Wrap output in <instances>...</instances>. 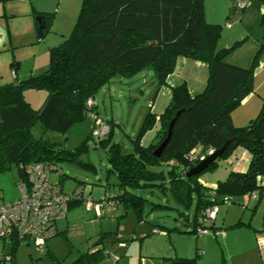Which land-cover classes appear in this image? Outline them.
Listing matches in <instances>:
<instances>
[{
    "label": "trees",
    "instance_id": "1",
    "mask_svg": "<svg viewBox=\"0 0 264 264\" xmlns=\"http://www.w3.org/2000/svg\"><path fill=\"white\" fill-rule=\"evenodd\" d=\"M260 1L264 4V0ZM35 13L41 19L38 27L44 25L41 30L45 36L51 29L53 15L36 9ZM260 23L264 26V11ZM221 29L220 24L207 21L204 0H82L72 33L50 48L48 69L19 79V61H14L15 80L0 85V172L15 165L21 175L20 163L51 161L56 164V159H72L76 151L34 138L32 125L42 119L50 129L66 130L71 123L89 117L87 99L95 98L100 87L115 75L132 76L151 68L162 86L173 72L177 58L184 56L207 62L209 77L204 90L192 94L186 83L173 86L170 103L159 119L152 111L146 114L132 152L123 151L119 143L111 140L113 126L110 134L100 140L109 143V160L118 178L111 191L116 193V201L119 206L133 207L142 219L147 201L130 193L129 186L142 182L146 185L159 177L160 186L187 207L197 192V205L190 222V232L197 234L199 227H206L201 221L202 212L212 203V198L220 205L226 203V196L231 197L232 203L236 196L264 191V101L258 115L247 125L236 126L232 119V112L254 91V72L264 42L252 64L244 67L227 59L242 41L217 49ZM29 87L48 91V105L41 115L25 98L24 91ZM179 110L182 112L174 124L170 142L160 156L155 155L154 150L166 138L170 122ZM157 119L161 124L157 142L142 145V135L153 128ZM231 137L233 140L222 157L200 174L187 176L192 167L210 155V149L221 148ZM240 146L251 156L247 169H233L225 180L206 187L201 181L203 174L214 171L221 159ZM195 148L198 152L191 156ZM171 160L174 162L170 163ZM163 163L171 166L168 178L163 172L151 170L152 165ZM108 236L104 233L99 242ZM13 243L11 251L3 256L5 260L8 255L15 258L20 242L13 240ZM196 254L195 257H162V264H197L199 250ZM104 256L96 248L82 252L71 262L53 254L51 259L52 264H98Z\"/></svg>",
    "mask_w": 264,
    "mask_h": 264
},
{
    "label": "rangeland",
    "instance_id": "2",
    "mask_svg": "<svg viewBox=\"0 0 264 264\" xmlns=\"http://www.w3.org/2000/svg\"><path fill=\"white\" fill-rule=\"evenodd\" d=\"M261 3L260 0H248V7L243 9L239 0H204L207 21L222 26L217 49L234 45L235 39H239L237 37L245 35V30L264 29L260 24L258 9ZM26 7L33 13L36 9L48 15L52 14L53 23L45 36L39 39L37 30L34 31V38L33 35H22L24 22L16 30L17 22L14 21L13 30L20 36L18 46L14 49L15 60L20 62L17 74L19 79L28 78L31 74L39 75L48 69L50 48L70 36L77 23L82 0H0V17L6 19L5 13L12 17L13 12L19 13ZM23 18L25 17H20V20ZM254 35L256 37L258 32ZM245 42L246 40L241 46L233 48L228 58L235 59V54L248 51L252 40ZM141 72L132 76L117 74L95 94L99 116L113 126L112 141L119 143L125 152L134 151V139L148 110L151 108L152 111H159L156 110L158 105L154 101L159 86L155 74L149 69L146 73ZM148 72L150 76L143 75ZM24 94L38 112L48 98V91L41 88H26ZM153 104L156 105L155 108ZM93 125L94 120L89 116L71 123L66 130H55L46 127L44 121L38 119L32 125L31 133L34 138L47 140L57 148L76 151L77 154L72 159H56L58 171L65 174L62 187L67 193L82 187L84 195L99 200L107 192L114 190L118 178L109 160V143H102L92 135ZM144 135L145 133L142 137ZM231 155L221 159L219 166L208 173L218 174L223 166H229L227 161L233 156ZM170 168L167 163L151 166L152 171L163 172L166 178ZM12 169L16 173L18 168L13 165ZM9 171L11 170L6 172ZM58 171L52 172L53 180L59 178ZM160 182L161 179L157 177L146 185L142 182L138 186L128 187L130 193L147 201L142 219L133 207L126 208L123 205L105 216L98 217L87 209L85 201H76L68 215L58 220L60 232L49 238L44 252L39 251L35 243L23 241L17 245L14 259H2L0 264H52V254L60 260L71 262L82 252L96 248L105 254L98 264H162V257L194 255L197 245L207 249V246L205 248L200 244L208 241L210 248L216 251V255L212 254L216 258L221 257L222 245L217 242L215 229L211 228L208 236H197L190 232V222L198 200L197 192L193 193L192 201L187 207L179 204L170 191L160 186ZM251 198L253 197L242 195L236 196L235 202L220 203L216 223L226 226L243 214L248 218L252 209V206H248ZM259 214L263 215V212L257 211L256 221L260 220ZM212 221L207 218L204 224L209 227ZM229 227L226 230H230ZM104 233L109 234L107 238L113 237L115 240L98 243ZM0 244V254H7L14 246L12 239L0 238ZM258 245L260 248V239Z\"/></svg>",
    "mask_w": 264,
    "mask_h": 264
},
{
    "label": "crops",
    "instance_id": "3",
    "mask_svg": "<svg viewBox=\"0 0 264 264\" xmlns=\"http://www.w3.org/2000/svg\"><path fill=\"white\" fill-rule=\"evenodd\" d=\"M258 9L260 11V21H261V16L264 11V4L261 3V5L258 6ZM5 15L7 17L6 19H2L0 17V85L15 80L13 62L19 61V60H15V52H16L15 50L18 46V40L20 37L16 33V30H19L20 28L19 25L24 22L23 24L25 26V29H23V27L21 28L23 30L22 35L29 34L30 36L33 35L34 38V31L37 30V35L39 39L41 38L38 34L39 27L37 24L38 20L36 18V13L35 11L34 13L31 12L29 7L24 8L23 11H20L19 13L13 12L12 17H9L7 13H5ZM20 17H25V18L20 20ZM32 18L34 21L32 20ZM14 21L17 22L16 30H13L15 24ZM245 32H246L245 35L237 37L239 39H235V40L242 42L245 40L246 42L247 40H252V44L251 45L249 44V50L246 52L235 54V59L232 58L231 59L227 58V59L230 62L237 63L244 67H248L252 64L257 50L261 46L262 42H264V29L262 28L261 30H245ZM255 32H258V35L256 37L254 35ZM19 66L20 65L18 64V69ZM148 69L149 71L151 70L152 73H154L153 69L151 68H147L143 70L141 73H146L145 71ZM148 73L143 75L150 76V72ZM208 77H209V66L207 62L184 57V56H179L176 60V64L173 72H171L167 77L166 84L162 86H158V91L156 97L154 98V101L155 104L157 103L158 105V108L156 110L159 111L157 112L152 111V109L150 108L148 112L152 111L153 113L158 115L157 116L158 118L159 115L164 112V110L170 103L173 86L186 83L190 92L192 94H197L204 90L207 84ZM152 82L155 83L154 80ZM263 101H264V50L260 53L258 57V64L254 72V91L251 92L243 100L241 105L237 107L235 111L232 112L233 123L236 126L247 125L253 118H255L258 115V113L261 110ZM154 106L156 105L153 104V107ZM96 110H97V104H96ZM154 126L155 127L146 131L145 135L141 138L142 145L148 146L157 142L158 134L161 127L160 121L158 119ZM112 133H113V129L111 134ZM110 137L112 140V135ZM232 155H231L232 157H230V159L227 161L229 166H223V170L219 171L218 174H216L217 172L216 173L207 172L203 174V176L201 177V181L206 187L216 186L219 181L225 180L229 175V172L233 169L235 170L247 169L251 156L250 153L245 148L241 146L237 147V149H235ZM10 170L11 171L9 172H6L8 170H4L0 172V203L13 201L19 197L18 180L20 177V173L18 169L16 173L12 171L13 170L12 168H10ZM262 180L264 182V176L262 177ZM248 204H249L248 206H252L250 212L251 214L249 215L248 218H245L244 217L245 214H243L238 219L235 218V221H230L229 223H227L226 226H221L216 223L220 213V208H219V213L217 215V218L213 220L211 225L209 226L212 229L221 231V233L216 235V239L218 240L217 242H219L222 245L221 257L216 258V256L212 254L215 253L216 255V251L215 249L210 248L209 241L200 244L205 248L207 246V249H204L199 245H197L195 248L196 251L194 255L192 256L177 255V256L195 257L197 255L196 254L197 250H204L203 254L197 256V260H196L197 264H264V249L261 247L259 248L258 245V239L264 236V192L258 191L256 197L251 198ZM258 210H261L263 212V215L259 214L260 220L256 221L255 214L257 213ZM190 226L192 228V224ZM227 227H229L230 230H226ZM208 235L209 234L204 236H208ZM213 243L216 242L213 241ZM0 251H1V244H0ZM4 254H0V260L2 259L4 260L3 258Z\"/></svg>",
    "mask_w": 264,
    "mask_h": 264
},
{
    "label": "built area",
    "instance_id": "4",
    "mask_svg": "<svg viewBox=\"0 0 264 264\" xmlns=\"http://www.w3.org/2000/svg\"><path fill=\"white\" fill-rule=\"evenodd\" d=\"M239 4L243 9H246L248 0H239ZM95 108V98L89 97L87 99V115L94 120L92 135L102 140L110 134L111 125L99 116ZM214 151V149H210L209 154ZM197 152L198 150L195 148L190 155H195ZM173 162V160L170 161V163ZM18 167L22 171L18 180L19 197L13 201L0 203L1 239L18 240L20 243L23 241L33 242L39 251L44 252L49 238L59 233L58 220L67 216L70 204L75 200L85 201L87 209L93 211L98 217L105 216L119 207L114 192H107L99 200L90 195H84L82 187L70 193L65 192L61 184L63 172L58 171L59 167L54 162L31 161L20 163ZM53 171L59 172L57 180L51 178ZM257 194L258 192L254 191L248 195L256 197ZM211 195H215V191H211ZM224 201L230 203L231 197L226 196ZM218 212L219 203L212 198V203L202 212L201 221H205L207 218L215 220ZM210 229L207 226L199 227L197 235L211 234ZM218 232L215 230L216 234ZM260 247L264 249V236L260 238ZM203 253L204 250H199V254ZM6 259L10 260L12 256L8 255Z\"/></svg>",
    "mask_w": 264,
    "mask_h": 264
},
{
    "label": "water",
    "instance_id": "5",
    "mask_svg": "<svg viewBox=\"0 0 264 264\" xmlns=\"http://www.w3.org/2000/svg\"><path fill=\"white\" fill-rule=\"evenodd\" d=\"M37 20H41L39 17L37 18ZM43 24L40 25V28L38 30V34L40 37L43 36V32H42V28H43ZM48 105V100L45 102L44 106L42 107L41 111L39 112V115H41L46 107ZM182 112V110H179L175 117L171 120L169 128H168V134L166 136V138L161 142V144L154 150V154L157 156H160L161 153L164 151V149L166 148V146L168 145V143L170 142V139L172 137L173 134V127L174 124L178 118V116L180 115V113ZM233 140V137L229 138L225 144L219 148L216 149L212 154H210L209 156H207L206 158H204L203 160H201L197 165H195L194 167H192L188 172H187V176L190 177L194 174H200L201 172L205 171L210 164H212L213 162H215L216 160H218L220 157H222V155L225 153V151L227 150L228 145L230 144V142ZM111 240H115V238L111 237V238H105L103 239L104 241H111ZM100 243V242H98ZM97 243V244H98Z\"/></svg>",
    "mask_w": 264,
    "mask_h": 264
}]
</instances>
